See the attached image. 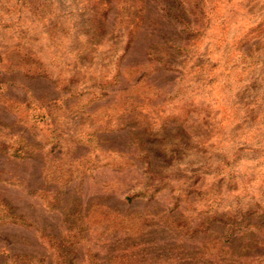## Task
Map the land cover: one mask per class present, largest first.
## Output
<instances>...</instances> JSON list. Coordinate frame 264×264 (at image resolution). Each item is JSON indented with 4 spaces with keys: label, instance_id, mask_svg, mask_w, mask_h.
I'll return each mask as SVG.
<instances>
[{
    "label": "rangeland",
    "instance_id": "1",
    "mask_svg": "<svg viewBox=\"0 0 264 264\" xmlns=\"http://www.w3.org/2000/svg\"><path fill=\"white\" fill-rule=\"evenodd\" d=\"M0 264H264V0H0Z\"/></svg>",
    "mask_w": 264,
    "mask_h": 264
},
{
    "label": "trees",
    "instance_id": "2",
    "mask_svg": "<svg viewBox=\"0 0 264 264\" xmlns=\"http://www.w3.org/2000/svg\"><path fill=\"white\" fill-rule=\"evenodd\" d=\"M144 195V193L143 192H137V193H133L132 195H127V197H125L127 200H131V199H135V198H141L142 196ZM212 222V221H211ZM220 249L221 248H223L221 245L220 246H218ZM219 253L221 254V252H218V253H216L215 254V256L216 255H219ZM214 254H211V256L212 257H210V258H214V256H213ZM234 260V262L235 261H239V259H233Z\"/></svg>",
    "mask_w": 264,
    "mask_h": 264
}]
</instances>
